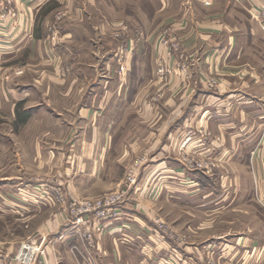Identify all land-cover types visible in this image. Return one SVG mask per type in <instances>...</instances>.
<instances>
[{"label": "crops", "instance_id": "obj_1", "mask_svg": "<svg viewBox=\"0 0 264 264\" xmlns=\"http://www.w3.org/2000/svg\"><path fill=\"white\" fill-rule=\"evenodd\" d=\"M10 1L0 111L14 117L18 99L34 110L0 147V264H19L27 239L43 240L38 264H264V0H172L164 28L165 0L122 14L102 0ZM166 28L179 45L165 58ZM54 54L75 58L65 82ZM21 64L35 70L29 82L8 80ZM132 161L136 188L88 250L45 182L95 195L119 186Z\"/></svg>", "mask_w": 264, "mask_h": 264}, {"label": "rangeland", "instance_id": "obj_2", "mask_svg": "<svg viewBox=\"0 0 264 264\" xmlns=\"http://www.w3.org/2000/svg\"><path fill=\"white\" fill-rule=\"evenodd\" d=\"M101 2H103L105 8H107V4L106 3H109V4L111 3L110 6L112 8H115V10L117 11L118 14H122L123 13V10L126 7V5H130L131 6L130 10H132L133 8L134 9L141 8L142 4L146 5L147 8H148V7H150V3H151V2H147L146 3L145 0H143V1H141V0H109L108 2H107V0H105V1L102 0ZM165 2H166V5H165V8H164V11L166 12V15H165V17H163V19H165L164 24L162 26L163 28L167 27V26H169L171 24L172 21L171 20H167V19H171L172 18V17H169V16H171V14H173V16L176 17L174 14H177V13L174 12V9H177V2L172 1V0H165ZM132 11H134V10H132ZM12 12H14V13H12ZM4 14L5 15L6 14H10V15L15 14V9H14V7L12 5V1H10V0H0V15H4ZM55 19L56 18L53 17L52 21L50 20L51 23L49 22L51 24V28H50L49 33H48L50 39H54V38L57 37V32L54 29V26H52L53 24H56V23H54ZM105 26H106V22H105ZM115 32H116V30L114 31V33ZM106 33L108 34L107 31L104 32V34H106ZM114 33H113V35H114ZM95 36L97 37V34ZM163 36H162L161 43H162L163 46H165L164 56L166 58V56H169V55H167V52L171 51L170 42H171V40L176 39V38L174 37L175 33H172V31L169 28H166L164 30ZM164 41H167V42H164ZM122 43L129 45L130 41H129V39H125V40H123ZM161 57H162L161 53H160L159 56L156 57V72H157V68H158L157 60L159 58H161ZM52 58H54V59H53V61H50V62L53 63L52 64L53 66H54V63L57 66V70H58V72L56 73L57 78L61 82H65L68 79V77L71 74V72H72V68H73L72 66L74 65L73 63L76 62L75 58H74V60L73 59L71 60L70 58H72V57H70V58L67 57L68 59H66V60H68L69 62H67L65 60V61L61 62V64H58V62L60 60L59 59L60 56H58L57 54H54ZM162 60L165 62V64H167V62L164 59V57H163ZM71 61H73V63ZM169 66H171V65H169ZM30 67H31V70L29 69L28 65H22L21 64V65L16 66L13 70L8 72V80L11 79V76H9V75H11V72H13L14 76H18V77L19 76H23V78L21 77L22 80L26 81V82L27 81L29 82V79L26 76L28 74L32 75L35 72V70H32L33 66H30ZM57 84H58V82H57ZM29 103L31 104V102L27 101L26 99H21V100L18 99L15 102V116L14 117H10L9 116L10 114L7 113V112L0 111V147L4 148V147L9 145V139L13 136L12 131L17 133V131L19 130V127L22 125V123L24 121L27 120L29 115L34 110L33 106H29L28 105ZM7 106H9V105H7ZM17 108H19L20 112L26 111V110H30V112H29L28 116L26 117V119L24 121L20 122L18 124V127L15 128V121L18 120V119L22 120V116L19 117L17 115ZM139 167H140V161H132L131 164L127 167V169L125 168V170L123 171L124 175H123L122 181H121L119 186H116L114 188H110L108 190H105V191H103V192H101L99 194H95V195H92V194H80V193H78L76 195H71L69 192L65 191L62 188V186L59 185V184H53L52 182L51 183L45 182V183L47 184V188H48L47 190H50L51 199L54 202L53 203L54 204L53 207L54 208H59L60 210H62V211H64L66 213V220L65 221H66L67 224H69L68 228L73 230L74 233L77 235V237L79 239H82L80 237L78 231L82 232L84 230L85 226L87 225L88 228L92 232H94V236H95L100 230H102V228L105 225V223L107 222V220H109V219L113 218L114 216H116V214L118 212V209H119V206H121L122 203H124L127 200H129V197L131 195L130 193H131L132 190H134L136 188V185H137V182H138V176H139L138 169H139ZM129 168H135L137 171L135 172L136 173V181L127 189L126 186H125V183H126L125 182L126 181L125 180L126 179L125 178V174H126V172H127V170ZM56 190H58V191L60 190L62 195L65 198L64 201L61 202V203H59L57 198H56ZM119 191L120 192L124 191V193H123L124 197L122 199V202L117 203L115 206L111 207V209H110V211H111L110 217H107V218L96 217L94 215V212L93 213L89 212L88 214H86V218H88L86 224H75L74 223L75 216H73L71 214L70 207H69V203H70V201L72 199H74V198H77V199H95V198H98L99 196L105 195L106 193L119 192ZM153 218L155 220L157 218V215L155 214ZM157 219H160V218H157ZM96 238L97 237L95 236V248L97 247V239ZM39 243H41V242L40 241L36 242V244H39ZM86 247L89 248L88 250L92 249L91 247L87 246V243H86ZM89 258L91 260H93L94 257L89 255ZM38 263L39 262L37 260V261H35L34 264H38ZM209 264H218V263H217L216 259H211V260H209Z\"/></svg>", "mask_w": 264, "mask_h": 264}, {"label": "built area", "instance_id": "obj_3", "mask_svg": "<svg viewBox=\"0 0 264 264\" xmlns=\"http://www.w3.org/2000/svg\"><path fill=\"white\" fill-rule=\"evenodd\" d=\"M14 13V12H12ZM117 37H120L119 32H115L114 34ZM167 42V41H164ZM171 51L178 49V41L176 39L171 40ZM131 48L129 45L124 43H119L116 49L117 52V70L118 72H123L126 70V54L130 53ZM171 51L167 52V55L171 54ZM163 56L157 60L158 68L157 73L160 77H164L167 73H171L172 68L165 64L162 60ZM209 86H214L217 83L215 78H211L208 80ZM197 165L201 163L197 162ZM135 168H129L125 174V186L128 189L135 181H136V172ZM60 191V190H59ZM56 190V198L59 203L64 201V196L61 191ZM124 191L122 192H110L106 193L103 196H99L95 199H77L74 198L70 201L69 207L70 212L73 216H75L74 223L75 224H86L88 218H86V214L89 212L93 213L96 217L107 218L111 215V207L115 206L117 203L122 202L124 197ZM155 222L158 226L164 230L167 234H171L169 227L167 224L163 223L160 219H156ZM80 237L87 243L89 247H95V236L94 232H92L88 226L86 225L82 232H79ZM43 240H41L39 244H36L33 240L27 239L21 242L20 247L15 254V260L19 264H34L37 258V255L44 256L45 255V247L42 246Z\"/></svg>", "mask_w": 264, "mask_h": 264}, {"label": "trees", "instance_id": "obj_4", "mask_svg": "<svg viewBox=\"0 0 264 264\" xmlns=\"http://www.w3.org/2000/svg\"><path fill=\"white\" fill-rule=\"evenodd\" d=\"M29 112H30V110H26V111H22V112H20V110H19V108H17V115L20 117V116H22V120H16L15 121V128H17L18 127V124L20 123V122H22V121H24L25 119H26V117L28 116V114H29Z\"/></svg>", "mask_w": 264, "mask_h": 264}]
</instances>
